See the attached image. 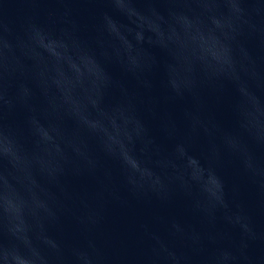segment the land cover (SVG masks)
Returning <instances> with one entry per match:
<instances>
[{"label":"water","instance_id":"1","mask_svg":"<svg viewBox=\"0 0 264 264\" xmlns=\"http://www.w3.org/2000/svg\"><path fill=\"white\" fill-rule=\"evenodd\" d=\"M0 264H264V0H0Z\"/></svg>","mask_w":264,"mask_h":264}]
</instances>
